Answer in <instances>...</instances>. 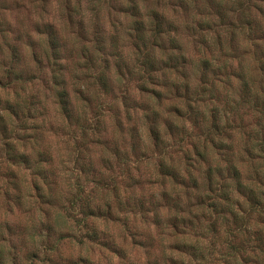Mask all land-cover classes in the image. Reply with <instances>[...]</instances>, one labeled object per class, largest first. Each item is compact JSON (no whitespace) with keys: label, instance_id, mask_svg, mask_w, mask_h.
I'll use <instances>...</instances> for the list:
<instances>
[{"label":"clouds","instance_id":"9594fccd","mask_svg":"<svg viewBox=\"0 0 264 264\" xmlns=\"http://www.w3.org/2000/svg\"><path fill=\"white\" fill-rule=\"evenodd\" d=\"M0 264H264V0H0Z\"/></svg>","mask_w":264,"mask_h":264}]
</instances>
